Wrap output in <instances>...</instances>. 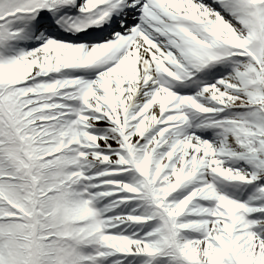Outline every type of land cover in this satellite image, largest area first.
<instances>
[{"label":"snow or ice","instance_id":"snow-or-ice-1","mask_svg":"<svg viewBox=\"0 0 264 264\" xmlns=\"http://www.w3.org/2000/svg\"><path fill=\"white\" fill-rule=\"evenodd\" d=\"M0 264H264V0H0Z\"/></svg>","mask_w":264,"mask_h":264}]
</instances>
